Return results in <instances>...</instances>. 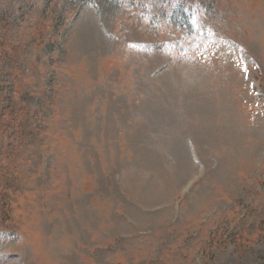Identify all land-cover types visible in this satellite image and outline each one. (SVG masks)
Returning <instances> with one entry per match:
<instances>
[{"label":"rangeland","instance_id":"rangeland-1","mask_svg":"<svg viewBox=\"0 0 264 264\" xmlns=\"http://www.w3.org/2000/svg\"><path fill=\"white\" fill-rule=\"evenodd\" d=\"M0 264H264V0H0Z\"/></svg>","mask_w":264,"mask_h":264}]
</instances>
